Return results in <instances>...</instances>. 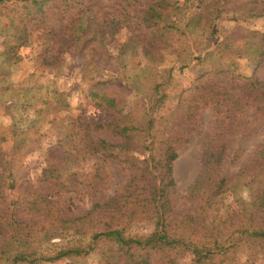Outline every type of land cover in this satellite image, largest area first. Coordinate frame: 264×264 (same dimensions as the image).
<instances>
[{"label":"rangeland","instance_id":"obj_1","mask_svg":"<svg viewBox=\"0 0 264 264\" xmlns=\"http://www.w3.org/2000/svg\"><path fill=\"white\" fill-rule=\"evenodd\" d=\"M137 3L52 0L38 19L23 21L27 13L24 7L1 15L4 10L0 6L1 250L18 246L16 241L11 242L9 210L25 224H51L47 237L53 241L61 239L64 228L56 225L55 219L43 217V211L39 210L44 206L43 197L64 218L83 216L94 203L115 198L128 210L127 214L135 210L131 216L135 233L149 231L151 226L142 219L144 208L137 201L140 191L144 193L142 198L148 195V177L143 178L140 164L133 162L148 157L146 151H136L149 144L150 138L146 142L145 131L132 129L124 135L120 127L142 124L146 119L142 107L144 103L150 105L149 97L154 94L157 82L163 83L161 88L167 95L150 116L158 118L155 124L158 122L161 130L164 125L167 128L156 136L159 145L156 155L170 141L178 152L173 162L175 185L169 191L170 233L177 237L194 236L200 221L211 222L216 218L220 223L234 211L242 210V199L250 198L247 167L257 163L256 154L260 146L264 148V103L255 100L256 93L252 95L247 86L240 84L235 73H239L240 81L255 78L264 84V12L248 14L256 7L264 8V0H222L221 12L213 23L214 35L203 34L204 21L196 16L191 33L182 38L175 36L173 47L161 46L160 50L161 40H154L155 46L142 47L133 41L139 37L125 28L133 27L138 35L144 36L140 33L142 25L134 17L142 9ZM126 4L128 15H120L123 26L116 36L110 37L106 30L97 33L105 49L117 57L114 70L88 72L83 58L72 57L57 42L55 35L69 29L81 10H93L98 19L111 22L114 17L118 19ZM194 4L187 3L190 11L197 10ZM152 36L149 33L147 39ZM105 80L114 82V86L104 89L106 94L110 95L115 87L127 97V105L121 112L100 105L101 94H96L99 89L92 86ZM57 92L63 94L62 106L57 105ZM90 139L123 146H116L111 154L93 153ZM219 143L223 148L218 177L234 179L208 205L205 204L208 194L216 193L209 185L210 172L194 195L189 187L205 169L209 144ZM259 156L258 162L264 153ZM245 168L244 175L235 179ZM260 173L263 177L264 168ZM57 174L58 178L51 176ZM37 198L40 201L33 207ZM242 219L243 215L236 223ZM99 220L95 219V225L85 221L87 228L97 231L101 227ZM228 225L233 230L238 224ZM67 235L68 232L64 234ZM237 237L238 233L232 236ZM242 239L224 264H264L261 247L245 237ZM105 246L101 243L85 256L34 264H105L102 256ZM2 255L0 264L7 262ZM171 257L174 264H193L191 250L183 245L152 250L149 264H173ZM118 264H124V260Z\"/></svg>","mask_w":264,"mask_h":264},{"label":"trees","instance_id":"obj_2","mask_svg":"<svg viewBox=\"0 0 264 264\" xmlns=\"http://www.w3.org/2000/svg\"><path fill=\"white\" fill-rule=\"evenodd\" d=\"M52 0H0V6L4 10L1 15H9L11 12H16L19 6L27 9L23 20L27 18L30 20L38 19L47 9ZM129 1V0H128ZM136 2V0H130ZM196 3L194 8L196 11H190L187 3ZM222 0H185L183 3L179 0H143L137 3V6L142 8L137 16H134L138 22L144 27L140 33L133 27L126 26L130 32H133L139 39H134V44L143 46H155L157 43L154 40H161L158 43L161 46L173 47L175 36L182 38L191 33L190 26L194 24L193 19L198 16L203 19L205 30L203 34L214 35V21L221 12L220 3ZM172 13L168 14L167 11ZM189 13H188V12ZM264 8L256 7L255 11H251L250 15H261ZM128 15L127 4L123 7L118 19L114 17L111 22L100 20L97 14L92 11L81 10L79 15L74 19L71 27L65 31L57 33L55 36L57 42L68 52L72 57H80L85 60L84 68L88 72L100 74L103 71H112L118 63L117 57L110 54L105 49V43L98 39L97 33L105 32L110 37H115L120 28H122V16ZM126 18V17H125ZM106 30V31H105ZM148 30V31H147ZM145 32V34L143 33ZM149 33H152V39H147ZM222 72H224L222 70ZM240 84H244L250 89V93H256L255 100L259 103H264V84L257 81L255 78L246 80L244 78L240 81L239 73H235ZM114 86L111 80L97 81L92 88H98L96 94H101V104L107 105L116 112H121L122 108L127 105V97L119 91V88L113 87L110 95L106 94L105 88ZM163 83L157 82L154 84V94L149 97V103H144L142 109L146 115V119L142 124L122 125L120 127L122 134H126L130 129L135 131H145V140L150 138L149 144H144L137 149V153L146 151L149 155L145 159H139L133 162L140 164L139 168L142 171V177H148L146 191L147 197L142 198L144 193H138L140 207H143L145 214L144 221L151 226L149 231L144 234L135 233L131 216L135 213L134 209L127 214L128 210L119 204L115 198H111L105 202H96L87 213L80 217L64 218L61 213H57V208L47 198L43 197L44 206L39 209L43 211V217L55 219V224L64 228V233L60 235L59 241H53V238L47 237L49 225L40 223H24L15 219L13 211L8 212L10 219L8 226L11 227V242L16 241L18 246L11 250L0 249V253L5 257L6 263L3 264H34L39 261H57L70 256H85L90 252L96 250L101 244H105V251L103 252L105 264H118L119 260L123 259L124 264H149L151 259V252L155 249H161L164 246L183 245L188 247L193 254V264H224L226 257L230 255L231 250L243 241V237L247 241L256 243L260 246L264 254V174L260 177V170L264 168V157L259 161V155L264 153V148L260 146L255 160L257 163L247 167V187L251 188V196L247 199H242V210L234 211L228 216L226 220L216 221L214 218L211 222L206 220L200 221L193 231L194 236L191 237H177L170 233V214L172 211L169 191L175 185L173 176V162L178 157L177 149L172 141L163 145L160 155H156L159 150V145L156 142L158 133H163L167 128L164 125L160 129V125L155 117H151V111L159 106L165 96L167 95L162 88ZM125 88V87H124ZM116 90V92H113ZM161 90V93L159 92ZM59 96L58 104L62 106L63 94L57 92ZM229 95L226 96L228 98ZM238 102V103H237ZM232 104L239 105V101H231ZM261 108V107H260ZM120 125H117L119 127ZM91 150L94 153H109L113 152L116 146H123V144L114 145L103 139L89 140ZM222 143V142H221ZM219 143L216 146L209 144L207 153H205L204 165L205 169L201 173L197 181L189 187L191 195H194L202 180L206 179L208 173L209 185L215 190V194H208L205 204L210 205L213 198L220 194L225 185L234 178H219L218 171L221 163V150L223 144ZM221 144V145H220ZM141 163H145L141 165ZM243 169L235 179L244 175ZM54 169L51 174H54ZM56 178L57 175H51ZM135 191V190H134ZM212 196V197H211ZM39 198L34 200L32 206L34 207ZM216 202V198L214 199ZM145 202V205H144ZM243 211V214H242ZM244 219L236 220L240 216ZM126 219L123 220L122 218ZM95 219H100L97 223L101 225L100 229L94 231L88 229L85 221H89L91 225H95ZM194 221L193 219H191ZM202 222V223H201ZM89 223V224H90ZM195 225L196 223L193 222ZM236 225L233 230H230L228 225ZM199 227V228H198ZM91 230V231H90ZM146 230V229H145ZM68 232L67 236L64 234ZM192 233V234H193ZM238 233L237 239L232 238ZM55 235V234H54ZM171 263L174 264L175 259L171 257ZM176 264V263H175Z\"/></svg>","mask_w":264,"mask_h":264}]
</instances>
